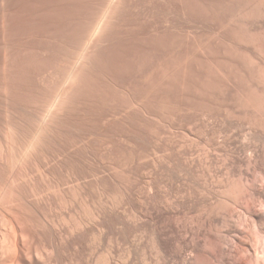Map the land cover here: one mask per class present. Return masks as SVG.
<instances>
[{
	"label": "rangeland",
	"instance_id": "374dc122",
	"mask_svg": "<svg viewBox=\"0 0 264 264\" xmlns=\"http://www.w3.org/2000/svg\"><path fill=\"white\" fill-rule=\"evenodd\" d=\"M7 1L10 6L6 3L5 9H1L2 5L0 7V22H4L0 23V45L9 44V48L6 51L0 48V61L1 57L4 60L6 55L11 54L9 58L12 57L14 61L17 58V69L26 68L24 74L29 72L26 74L28 79V76L35 75L39 67L44 65L47 74L50 72L57 79L60 77L58 80L61 86L69 81V84L65 83L69 86L64 88L63 84L62 87L70 90H64L65 99L69 100H64L66 105H63L64 111L61 109L62 112H59V122H56L54 115L51 116L54 121L51 120V125L47 127L49 132L45 130L46 136L50 138L47 140L44 134L45 140L49 141L43 140L45 145L48 143L44 147L49 152L42 148L44 153L41 151L40 154H45L47 159L48 155L54 153L48 156L51 164H47V169L55 174L58 172L60 179L66 181L64 183L72 182L73 171L81 174V178L91 175L94 183L93 179L88 183L95 186L94 199L97 203L104 200L106 206L109 203L108 206L112 208H108L112 211L116 209L113 208L114 202L123 200L127 218L125 234L116 217V220L112 217L109 230L112 231L108 232L112 242L108 236L109 240H99L98 234L95 237L97 243L91 238L97 245L94 250L100 248L95 250L97 252L94 257L97 258L95 255H101V250L109 247L113 251L118 250L117 243L121 241L119 233L122 232V236L128 237L125 243L130 244L129 248L126 244L122 247L126 249L124 251L130 250L125 252L126 257L132 254L131 257L128 255V264H176L175 254L181 250L187 252L185 250L191 240L192 220L206 217L203 205L208 189L215 200L223 185H233L234 180L238 181L239 121L245 117L244 121L248 124L249 119H253L248 115L251 113L239 107L238 102L256 88L263 76L264 66L238 48L241 41L249 42L253 36L245 32L244 27L232 23L230 13L236 8L234 5L250 4L248 6L251 7L256 0H229L228 3L227 0ZM256 35L254 38L259 42L264 41L263 33L262 36ZM81 56L84 57L83 62L77 58ZM73 58L76 59L75 63L79 62L78 59L81 62L74 65ZM26 62L31 64V68H28L30 64L24 65ZM22 65L25 67L21 69ZM67 73H74L73 76L76 74L74 78L70 74L74 80ZM26 75L23 77L26 78ZM32 78L29 79L31 84L35 82ZM18 80L23 85L26 83L32 86L27 83L29 80L25 82L27 79L23 80L24 83L21 78ZM18 80L19 86L23 87ZM71 85H74L72 92ZM19 86L15 87L14 92L21 89L20 93L24 97L29 87L24 85V91ZM28 91L29 96L34 90L30 88ZM18 92L15 93V99L21 98L19 100L23 103L25 98L31 100V96L22 99ZM229 98L233 99L232 102ZM29 122L33 123L32 120ZM258 126L259 134L256 138L259 143H256L260 144L259 135L264 132L261 131L262 128L264 130V124L262 128ZM43 155L41 158L46 161ZM103 189L111 191L102 194ZM82 191L78 189L77 196H82ZM81 198L84 196L77 201L81 202ZM46 238L48 241L44 242L48 243L50 240ZM137 238L140 241L135 248L133 241ZM108 243H113L114 248ZM84 252L85 255L88 253Z\"/></svg>",
	"mask_w": 264,
	"mask_h": 264
},
{
	"label": "bare ground",
	"instance_id": "6f19581e",
	"mask_svg": "<svg viewBox=\"0 0 264 264\" xmlns=\"http://www.w3.org/2000/svg\"><path fill=\"white\" fill-rule=\"evenodd\" d=\"M228 1L229 0H227V3H228ZM238 2H239V0H238ZM8 3H9V1H7V0H0V7L2 5L1 9L2 8L5 9L6 5H8V6L11 5L10 3H9L10 5ZM219 3H221V2H219ZM252 3H253V5H251V7L248 6L250 4L246 5L245 3H244L245 5H243L241 3L242 5H240V6L234 5V7H236V8L234 9L232 7L234 10L232 9V12L230 13L231 14L230 19H231V22L233 21L234 24H237V26L244 27L246 29L244 31L250 32L251 35L253 36V39L249 42L248 41L247 42L241 41V43H239V45H238V48L241 51H243V53L248 54V56H250L251 58H253V59L256 58L257 60H259L260 64L264 66V41L259 42V40L254 38L258 32H259L258 34H261V36H262V33L264 35V0H256L255 2H252ZM4 4H6V5H4ZM221 5L222 4H220V6ZM8 8H10V7H8ZM223 9H225V8H223ZM1 12H3V11H1ZM2 23H4V22L2 21ZM228 25H229V23H228ZM253 26H257V27H253ZM234 30L236 31V29H234ZM239 34L241 36V33H239ZM258 34L256 36H259ZM244 36H243V38H244ZM2 37H3V35H2ZM262 39H264V38H262ZM235 40H237V37ZM247 40H249V38ZM4 42H5V40H4ZM236 42H238V41H236ZM0 48L4 49L6 51L9 48V44H3L2 43L0 45ZM23 48H24V46H23ZM19 50H21V49H19ZM23 52H25V50ZM0 54H2V51L0 52ZM3 54L5 56V53H3ZM27 54H26V56H27ZM9 55H11V54H9ZM9 55H6V58H4V60L1 57L2 61H0V62H2V63H0V65H1L0 66V264H128V262H129L128 259H130L129 256L131 257L132 254L131 255H129L130 253L127 254V257H128L127 258L125 252L130 251V250L127 249V251H124L126 249L122 248V247H124V244H126L125 239L128 238L126 235L122 236V234H121L122 232H123V234H125V232H126L124 230H126L125 229V223H126V219H127L125 216L126 210L124 209L125 206L123 204V200L121 199V201L116 202L117 204L114 202L115 206L113 205V208L115 207L116 209L114 208L115 210H113V211H112V209L111 210L109 209V208H112L111 206H108L109 203L107 204V206L105 205L106 203L103 202L104 200L101 201V203H97L96 200L94 199V198H96V197H94V195H95L94 192H96V189L94 188L95 186L93 184L94 178L93 177L90 178L91 175L88 173L91 171L90 169H89L90 171L87 172L88 175H90V177L87 176L86 178H84L85 176H83V178H84L83 179V178H81V174H77L76 171L75 172L73 171L74 173L71 172V175L73 176L72 182H68V180H67L68 183H64L66 181L63 182L62 181L63 179H60V176L57 175L58 172L55 174L54 171H50L47 169V168H49V166H47V164L48 165H49V163L51 164V160H50L51 158H48V156H52V155H54V153H52V155L47 156V159L50 160L49 162L46 159L45 154L44 155L42 153L40 154V152L42 151V148H44V149L46 148V147H44V145H45L44 141H47L48 138H50L48 135L46 136L47 132L45 130H47L49 132L50 129H48L47 127H48V125H51L50 124L51 120L54 121L53 118H51V116L53 117V115H54V117H55L54 119H56V122H59V121H57L61 116V114L59 115V112L62 108H65V107H63V105H66V104H64V102H65L64 100H66V101L69 100V99L68 100L65 99V97H66L65 91L67 89L68 90H70V89L69 88L63 89L62 87H63V84H64V88L69 86L67 84H69L68 80H70V79L67 78L68 83L65 82L67 84L63 83L61 86L60 85L61 81L58 80L60 77L57 75L59 77L57 79L55 76L51 75L50 72H49L50 75L47 74V72H48L46 70L47 67L45 66V68H46L45 69L44 65L41 64L42 67L38 66L39 70L35 74L36 76L31 75L32 77L33 76H35V77L32 78L31 76H28L30 80H31V78L33 79V81L35 80V82H34L35 86L33 87L34 83L31 81L33 83V84H31L30 80L27 78V75H26L29 72H26V74H24L25 73L24 69H26V68H23L24 65L28 66V64H30V63L28 62V64H27V62H26L24 65H22L21 66V69L23 68L22 70L17 69L18 68L17 67L18 62L16 61L17 58L14 61V59H11L12 57H10V58L8 57ZM22 55H25V54L23 53ZM38 55H39V53H38ZM82 57L83 56L77 57V58H80V60L82 61V59H84V57L83 58ZM24 58H26V57L24 56ZM44 58H45V56H44ZM33 59L32 60L30 59L31 62L32 61L34 62ZM40 59H42V58H40ZM24 60L25 59H23V61ZM37 60H38V58H37ZM75 60L76 59H74V61H73L74 65L77 63V62L75 63ZM80 60L78 59L79 62H81ZM40 61L42 62V60H40ZM21 63L23 64L22 60H21ZM42 63H45V62H42ZM78 63L76 65H78ZM38 65H39V62H38ZM74 65L72 66V68L74 67ZM35 67H36V65H35ZM28 68H31V64H30V67L28 66ZM31 70H29V71H31ZM36 70L37 69H35L34 71L36 72ZM72 71H73V69H72ZM260 72H262V71H260ZM251 73H252V71H251ZM30 74H32V73H30ZM67 74H69V73H67ZM70 74H69V76L71 77V75L74 73H72L71 75ZM253 74H255V73H253ZM262 74H263V76H261L260 81L257 82L258 84H257L256 88H254L252 91L246 93V95L244 97H242V99L240 98L241 100L237 99V101L240 100L238 102L239 107L241 109H243V111L246 110V112L251 113L248 115H251L252 117L251 116H249V117L246 116V117L247 118L251 117V119L253 118L251 121L249 119V122L247 124L246 123L247 121L246 122L244 121L245 117L242 120V118H241L242 116L240 115L241 119H240L239 123H240V129L241 130H239L238 135H237V137H238L237 138L238 139L237 140V147H238L239 152H240L238 155L239 157H238V162H237L238 172H236L237 173L236 178L238 181L235 182L236 180H234L235 179L234 178L233 179L234 180L233 185H231L232 183L230 185L225 186V187L223 185V188H221L222 191L219 190L220 194L216 195L217 197H216V199L214 198L215 200H213V198L211 197V194H210L211 191H209V189L207 187V189H208V191L206 190L208 192L206 195L207 198L204 197L205 201L202 200L205 203L203 205L204 208L201 207V208H203V211L205 212L206 217L204 216L205 218H203V219L199 218L200 220L199 219H193L192 220V222H191L192 223V231L190 234L191 240H190L188 248L185 250L187 252H182L183 250H181L175 254L176 257H175L174 262H176V264H264V134H263L264 130L262 128V125L264 124V72ZM25 75H26V78L23 77ZM62 75L65 76V74H62ZM260 75H261V73H260ZM256 76H258V75H255V77ZM22 77L25 79H23ZM66 77H67V75H66ZM72 77L73 78L76 77V74H75V76L72 75ZM72 77H71V79H72ZM19 78H21V80L27 79L25 82H27L29 80V82H27V83L31 84L32 86H30V85L28 86V84H26V83L24 85L25 86L27 85L26 88L27 87H29V89L32 88L35 91V92L33 91L34 95L32 92H31V95H29V96L27 95L28 94L27 91L29 89L27 88L28 90L26 89V91H25V89H24L25 86L22 84L21 81L18 80ZM64 78H63V80L66 79V78L65 79ZM256 78H258V77H256ZM16 79L18 80V82H21L20 84L23 87L19 86ZM75 79H78V78H75ZM255 79H254V81L256 82ZM72 80H74V79H72ZM72 80H70V81H72ZM16 83L18 84L17 86H19V89L23 88L24 91L26 92V94H23L25 96L22 97V95L20 93L21 89L17 90V91H19L18 92L19 95H21L19 97H22V99H23L26 96H28L27 98L29 99V97L31 96L30 97L31 100L27 101V99L25 98L26 100L23 99L24 100V103H23V102H21L22 100H19L21 98H18V100L15 99V93H17V91L14 92L15 87H17V86H15ZM23 83H24V81H23ZM73 86L71 85V88ZM252 86H253V84H252ZM72 90H73V88L71 89V92H72ZM28 92L30 93V91H28ZM69 94L70 93H68L67 95H69ZM17 95H16V97H17ZM49 99H50V101H49L50 105H48ZM232 100H231V102H232ZM18 101H20V102H18ZM25 101L27 102V105H26ZM222 102L225 103L223 100H222ZM226 103H228V102H226ZM221 104L222 103H220V105ZM62 110H61V112H62ZM225 111H224V113H225ZM234 111H235V108H234ZM240 112H241V110H240ZM242 115H243V113H242ZM244 115H245V113H244ZM29 117H30L29 121L32 120L33 123L28 121ZM228 117H229V115H228ZM231 118H233V117H231ZM237 118H239V117H237ZM228 119H230V118H228ZM60 120H62V119H60ZM72 120H74V119H72ZM61 123H62V121H61ZM62 124L64 125V122ZM57 126H58V124H57ZM60 126H61V124H60ZM72 126H74V125H72ZM88 126H90V125H88ZM246 126H247V129H246ZM257 126L258 127L261 126V128H262L261 131L263 132V133H260V135H259V137H260L259 140L261 142L260 143L261 145L258 144L259 141L256 138V136L259 134V131H258L259 129H257ZM51 127H53V126H51ZM45 132H46V134H45ZM52 133H54V132H52ZM52 133H50V134L52 135ZM44 134H45L47 140H45L46 138H44ZM69 137H71V136L69 135ZM74 139H76V138H74ZM43 142H44V144L42 147ZM47 142H49V141H47ZM86 142H88V141H86ZM256 142H258V143H256ZM49 144H51V143H49ZM60 144H61V142H60ZM46 145L48 146V143H46ZM53 149H54V147H53ZM45 150H47V149H45ZM53 151H55V150H53ZM42 152L44 153V151H42ZM206 153H208V152H206ZM42 155L44 156V159H46V161L43 160V158H41ZM65 156L68 157V154L67 155L65 154ZM89 156H90V154H89ZM236 156H237V154H236ZM68 158H70V157H68ZM68 158H67V160H68ZM57 159L59 160V158H57ZM86 159L88 160V158H86ZM64 160L65 159H63V162H64ZM54 161H55V159H54ZM72 162L74 163L75 161H72ZM56 163H57V161H56ZM86 163H88V162H86ZM76 167H78V166H76ZM61 169H63V168H61ZM70 171H71V169H70ZM106 173H108V171ZM69 174H70V172H69ZM224 174H226V173H224ZM79 175H80V177H79ZM100 175H102V174L100 173ZM69 177H70V175H69ZM63 178H64V176H63ZM227 179H228V177H227ZM84 180L85 181L87 180V182H85L86 184L84 183ZM91 180L93 181L92 184H90ZM230 180L231 179H229V181ZM88 181H90V183H88ZM87 184H89V187ZM224 184H227V183H224ZM81 186H83L82 189L80 188ZM106 186L107 185H105V187ZM119 187H121V186H119ZM78 189L81 191L83 190L82 193H84V194L80 193V194H82V196L79 195L80 197L84 196L83 199L81 198L82 199L81 202L77 201L80 198L79 196H77V194L80 192V191L77 192ZM114 190H116V189H114ZM102 191H103L102 194H105L107 190L103 189ZM108 191H111V190H108ZM108 191H107V193H109ZM216 191H218V190H216ZM71 192H72V194H71ZM76 192H77V194H76ZM191 195H193V194H191ZM101 197H104V196H101ZM122 197H123V195H122ZM195 197L197 198V196H195ZM199 200H201V199H199ZM102 202L104 204H102ZM106 202H108V201H106ZM192 206H193V204H192ZM47 209L50 212H48ZM52 210H54L55 212L54 211H53L54 213L51 212ZM131 210H133V209H131ZM192 210H193V208H192ZM200 211H202V210H200ZM196 214H198V213H196ZM193 216H195V215H193ZM112 217H114L113 219H115V217H116L118 223H120V225H121L120 229L122 228V232L119 233L121 236L120 237L121 241L119 239H117L120 241L119 243H117V244H119L117 247L118 250L115 249L113 251L110 249V247L107 248V247L103 246V247H105V249L106 248L107 249L103 250V251L101 250L102 254L100 253L101 255H95L97 257V258H95L94 254L100 248L98 247L99 248L98 249L96 247L98 250L95 249V250H97L95 252L94 246L96 244L93 243L92 239H94V242H96L95 237L96 236L98 237V235H99V238H98L99 240H100V238H102L101 240H105L107 238V236H108V238H110L109 237L110 234H108V232L112 231V230L109 231L110 226H111L110 222H111ZM135 217H137V215ZM130 218H129V221H130ZM133 219H135V218H133ZM135 220L138 221L137 219H135ZM141 221H143V220H141ZM132 222H134V221H132ZM139 228H141V227L139 226ZM129 229H131V228H129ZM134 231H136V230H134ZM129 233H130V231H129ZM96 234H98V235H96ZM92 236H94V238ZM133 236H135V235H133ZM46 237H48V239L50 240L49 241L50 243L44 242V240L45 241L47 240ZM153 237H154V234H153ZM139 239L141 240V237ZM108 240H106V241H108ZM130 240H136V239H130ZM137 240H138V238H137ZM137 240L133 241V242H135L133 247L138 246L140 240H138V241ZM127 241H128V239H127ZM110 242H112L111 238H110ZM44 244L45 245L47 244V245L45 246ZM98 244H101V243H98ZM103 244H104V242L102 243V245ZM112 244L108 243L107 245L112 246ZM128 244H129V242H128ZM128 244H126V245L129 248L130 244L129 245ZM153 244H155V243H153ZM187 245H188V243H187ZM140 246H141V244H140ZM142 247H143V245H142ZM111 248L113 249L114 247L112 246ZM130 249H131V247H130ZM83 251H85L84 253H86V252H88V253L85 255V254H83ZM175 252L176 251H174L173 253H175ZM131 253H133V256H134V252L131 251ZM155 253L157 254V252H155ZM137 254L140 255V253H137ZM173 257H174V255H173ZM171 259H172V257H171ZM133 260H136V259H133ZM138 261H140V260H138Z\"/></svg>",
	"mask_w": 264,
	"mask_h": 264
}]
</instances>
